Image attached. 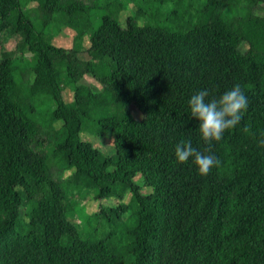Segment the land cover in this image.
I'll return each mask as SVG.
<instances>
[{"label": "trees", "instance_id": "obj_1", "mask_svg": "<svg viewBox=\"0 0 264 264\" xmlns=\"http://www.w3.org/2000/svg\"><path fill=\"white\" fill-rule=\"evenodd\" d=\"M32 1L35 18L24 0H0V32L20 35L33 60L22 84L0 37V264H264V10L256 11L264 0H198L195 12L170 7L144 23L138 6L124 24L108 12L87 23L83 0ZM154 2L159 10L166 3ZM55 14L73 30L68 47L35 23ZM83 36L89 59L79 56ZM234 83L248 110L206 145L187 100ZM39 95L53 104L49 121L35 115ZM84 132L111 140L112 151ZM181 139L220 165L200 176L176 163ZM86 192L118 201L84 214L93 235L72 216L83 212L75 195Z\"/></svg>", "mask_w": 264, "mask_h": 264}, {"label": "rangeland", "instance_id": "obj_2", "mask_svg": "<svg viewBox=\"0 0 264 264\" xmlns=\"http://www.w3.org/2000/svg\"><path fill=\"white\" fill-rule=\"evenodd\" d=\"M85 4L89 5L91 8L87 10L86 12L81 13V18L86 19L87 23L89 19L91 18V24H96L99 18L101 17V14L104 12H108L109 14H112L114 17H117L120 23L124 24L126 17L128 15L134 14L135 9H137L138 6H140V12H139V22L144 23L146 21H157L159 17H162L165 15V13L168 11L170 7H179L182 9L184 6L186 10H188L187 5L191 4L190 7L191 11L195 12V7L193 5L198 3V0H171V2H168L169 0H163L166 1L164 4V7L162 9H157V2H154V0H83ZM107 1H111L112 4H108ZM119 2L121 4H119ZM178 2V4L174 3ZM181 2V3H180ZM35 6V2H28V0H24V6L23 9L26 11H29L30 15L35 18V11L33 10ZM114 6H119L114 9ZM264 10L263 5H259L256 8V11L258 13H262ZM144 11V13H143ZM187 13V12H186ZM185 13V14H186ZM88 16V17H87ZM62 16L60 14H55L54 19L49 21L48 23H43L39 19H35V23L38 27H42L44 33L47 37L51 39V41L57 45H62L65 47L70 46L74 42L73 38V30L65 25L63 23ZM93 19V20H92ZM90 22V21H89ZM0 37L2 39V45L4 49L12 50L14 51V65H15V73L16 77L22 84L25 83V80H28L31 76V73L29 71L30 65H32L33 60L31 59V53L28 51H21L20 50V35L16 33H12L8 30L0 32ZM89 45L87 36H83V40L81 43V52L79 53V56L82 59H89L90 55L87 51V47ZM246 44L241 45V49L244 50L246 48ZM64 72H61V85H62V95L65 101L70 102L73 99V89L71 86H69L65 80L63 79ZM85 84H87L92 90L98 91L101 89V85L97 80H95L91 75H85L82 80ZM34 104L36 107L35 115H37L40 119L43 118L46 121L50 120V110L52 108V103L49 101V99L46 97V95H39L34 99ZM111 109V108H110ZM132 110L135 113V108L132 106ZM138 115V114H137ZM88 126H90L89 122ZM59 123H54V126H58ZM83 135L86 138H90L96 145H98L101 149H103L106 152L112 151V143L111 140L103 139V138H97L93 136L90 132H84ZM51 145V143H50ZM48 145V148L49 146ZM49 150H51L49 148ZM55 170V167H54ZM68 171L65 172V175H67ZM77 199L79 201V206H82V213H79L78 211H74L73 218L77 221L79 229L82 233H88L90 235H93L94 230V222L88 223L87 219L85 218L84 214H92L98 209V203H118L117 200L111 199V200H95L91 197V194L89 192H86L84 194V197H79L78 195ZM129 198V194H127L124 198V201H126ZM129 214V212H127ZM127 219V218H126ZM100 227V226H99Z\"/></svg>", "mask_w": 264, "mask_h": 264}, {"label": "clouds", "instance_id": "obj_3", "mask_svg": "<svg viewBox=\"0 0 264 264\" xmlns=\"http://www.w3.org/2000/svg\"><path fill=\"white\" fill-rule=\"evenodd\" d=\"M249 107V98L239 83L213 95L208 88L192 94L187 100V112L196 121V132L200 141L211 146L220 142L226 131L235 129L244 118ZM264 147V137L258 139ZM174 158L178 164L190 163L200 176L208 175L221 163L212 152L198 151L191 139H181L174 147Z\"/></svg>", "mask_w": 264, "mask_h": 264}]
</instances>
